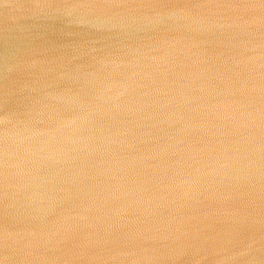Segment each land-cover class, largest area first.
<instances>
[{
  "label": "water",
  "instance_id": "95a60500",
  "mask_svg": "<svg viewBox=\"0 0 264 264\" xmlns=\"http://www.w3.org/2000/svg\"><path fill=\"white\" fill-rule=\"evenodd\" d=\"M0 264H264V0H0Z\"/></svg>",
  "mask_w": 264,
  "mask_h": 264
}]
</instances>
